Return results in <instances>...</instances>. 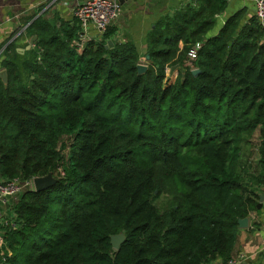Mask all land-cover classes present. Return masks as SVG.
Masks as SVG:
<instances>
[{
    "label": "trees",
    "instance_id": "1",
    "mask_svg": "<svg viewBox=\"0 0 264 264\" xmlns=\"http://www.w3.org/2000/svg\"><path fill=\"white\" fill-rule=\"evenodd\" d=\"M193 2L145 27L142 42L116 41L110 26L77 51L75 19L40 15L27 26L32 48L0 51V178L58 179L18 196L19 226L4 228L11 255L0 264L231 258L238 220L264 192V30L240 8L210 34L226 0ZM174 65L183 70L165 83ZM254 133L252 157L241 142Z\"/></svg>",
    "mask_w": 264,
    "mask_h": 264
},
{
    "label": "crops",
    "instance_id": "2",
    "mask_svg": "<svg viewBox=\"0 0 264 264\" xmlns=\"http://www.w3.org/2000/svg\"><path fill=\"white\" fill-rule=\"evenodd\" d=\"M76 1L80 2L82 0H0V51H3L12 42L17 52L24 54L34 46L32 44L28 48L32 35L28 32L27 26L31 21L40 15L50 22H55L57 25L66 21H72L74 18L71 14V7ZM123 1L126 2L128 0ZM230 1L232 4L225 10L227 14L240 8H245L247 13L254 14L253 0ZM122 2L121 4H124ZM125 16V6L123 5L119 17L111 25L115 28L113 38L116 41H120L131 37L142 42L145 30L140 25L135 26L133 21L128 22L129 16ZM96 34V30L90 28L89 35L95 37ZM21 48L24 50L22 51ZM139 51L140 56L145 53L146 47L143 43H140ZM182 70V67L179 65L166 67L164 82L172 83L179 71ZM258 194L261 195L264 192L259 189ZM247 217V226L238 227L239 231L230 259L239 260V264H264V250L262 249V242L264 240V200L258 211L249 213ZM210 264L225 263L214 260Z\"/></svg>",
    "mask_w": 264,
    "mask_h": 264
},
{
    "label": "built area",
    "instance_id": "3",
    "mask_svg": "<svg viewBox=\"0 0 264 264\" xmlns=\"http://www.w3.org/2000/svg\"><path fill=\"white\" fill-rule=\"evenodd\" d=\"M253 4L254 15L264 30V0H253ZM121 10L122 4L120 0L76 1L71 7V14L76 20L77 32L76 37L71 42V46L77 51H81L88 41L100 40L106 29L119 17ZM215 16L218 17L219 14ZM223 23L224 21H222ZM90 28L96 30L97 34L95 37L89 35ZM201 46V42H196L189 49V59L196 58L197 51ZM60 173L63 174L61 170ZM33 178H0V258L2 260H5L6 256H10L11 253L5 244L4 235L1 234H4L5 227L18 228V216L14 211L15 202L24 191L34 189ZM262 249L264 250V240L262 242ZM239 263L240 261L237 259H229L225 264Z\"/></svg>",
    "mask_w": 264,
    "mask_h": 264
},
{
    "label": "rangeland",
    "instance_id": "4",
    "mask_svg": "<svg viewBox=\"0 0 264 264\" xmlns=\"http://www.w3.org/2000/svg\"><path fill=\"white\" fill-rule=\"evenodd\" d=\"M227 7L232 4L231 1L226 0ZM122 6H125V17L129 16L128 22L133 21L135 23V26L140 25L141 28L145 29V27H149V25L153 22H155L158 18L167 15L172 14L174 11L183 8L185 5L193 4V0H128L126 2H122ZM225 10L222 11V14L219 13V17H215L216 24L213 28V30L210 32V34L219 28L222 24V20H225L229 15L232 13L227 14ZM224 17V18H223ZM140 63L146 64L145 59L141 58ZM256 133L253 134L252 138L248 140V143L243 140L241 142V146L243 150H247L249 154V150L251 151L252 157L254 151V146L257 142V138L255 137ZM251 148V149H249ZM257 159V158H256ZM254 159V161L256 160ZM165 199L163 197H160L155 201V204L157 207L162 209V202H164ZM54 208L58 207V204L55 203L53 205ZM20 263H24V257L21 258Z\"/></svg>",
    "mask_w": 264,
    "mask_h": 264
},
{
    "label": "water",
    "instance_id": "5",
    "mask_svg": "<svg viewBox=\"0 0 264 264\" xmlns=\"http://www.w3.org/2000/svg\"><path fill=\"white\" fill-rule=\"evenodd\" d=\"M120 2H122V0H120ZM36 39L35 35H32L30 41H29V46L32 45L34 43ZM113 44L112 40H108L105 48H107L108 46H111ZM21 50L23 51L24 49L21 48ZM146 59H149V55H146ZM137 67V73L138 74H143L146 70H147V65L146 64H142V63H138L136 65ZM193 75H196L199 72V69L197 68H193L191 70ZM0 78L2 80V82L5 84L7 82V74L5 70H1L0 71ZM57 178L53 175L52 171H49L46 175L43 176H37L33 178V185H34V190L35 191H41L44 189H47L51 186H53L56 182H57ZM156 193V191H155ZM264 200V194L259 195V201L257 203V209L260 208L262 201ZM248 223V217H244L238 220V225L240 228L242 227H246ZM4 235V234H1ZM125 239V235L123 232H119L117 234H113L110 235V244L112 246V248L114 250H118L120 247V244L124 241Z\"/></svg>",
    "mask_w": 264,
    "mask_h": 264
}]
</instances>
